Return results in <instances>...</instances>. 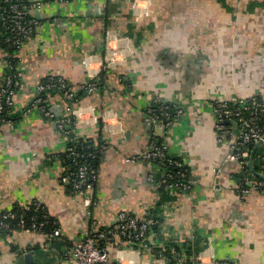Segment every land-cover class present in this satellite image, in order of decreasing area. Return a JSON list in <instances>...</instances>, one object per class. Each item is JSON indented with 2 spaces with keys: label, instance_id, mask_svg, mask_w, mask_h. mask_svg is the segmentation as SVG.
I'll return each instance as SVG.
<instances>
[{
  "label": "crops",
  "instance_id": "obj_1",
  "mask_svg": "<svg viewBox=\"0 0 264 264\" xmlns=\"http://www.w3.org/2000/svg\"><path fill=\"white\" fill-rule=\"evenodd\" d=\"M23 1L41 5L31 11L33 36L13 56L21 87L0 126V214L39 201L62 237L49 247L44 233L1 232L0 264H29L28 251L31 264H73L61 255L66 239L108 227L120 212L157 221L148 236L153 251L133 248L125 264H200L195 255L264 264V193L234 190L236 163L216 175L227 146L216 141L212 110L215 98L264 99V0ZM108 32L129 47L126 64L116 69H103ZM7 59L0 49V77ZM47 75L77 90L71 107L77 138L107 145L92 191L73 194L63 180L67 167L59 155L69 139L53 126L65 113L60 94H43L52 117L30 107ZM93 77L101 89L80 90ZM157 103L176 104L183 113L171 125L153 123L146 108ZM152 138L184 161L195 180L190 191L163 189L155 163L126 161ZM87 195L96 202L87 206ZM121 246L117 240L108 247L112 259Z\"/></svg>",
  "mask_w": 264,
  "mask_h": 264
},
{
  "label": "built area",
  "instance_id": "obj_2",
  "mask_svg": "<svg viewBox=\"0 0 264 264\" xmlns=\"http://www.w3.org/2000/svg\"><path fill=\"white\" fill-rule=\"evenodd\" d=\"M40 5V1L0 0V22L2 26L0 41L3 43L0 49L7 53L8 57L18 54L24 43L33 36L37 21L32 17L31 11ZM128 48L121 43L118 36L108 32L103 55V69H116L117 66L125 65L129 52ZM8 50L14 52L9 56ZM7 62V70L0 77V126L8 121V115L14 107L15 97L21 87L16 60L13 62L7 59ZM79 88L85 93L92 94L101 89V81L93 77V79L80 85ZM47 92L60 94L65 104V113L57 122L58 130L69 139V144L64 152L71 156L75 164L80 158H95V153L89 152L85 155L76 149V145L81 140L73 131L74 121L71 107L78 100L77 90L58 75H47L39 81L30 107L52 117L44 104L43 94ZM212 110L215 117L216 141L227 146L223 163L217 168L216 175H220L224 164L236 163L238 172L233 184L234 190L239 195H248L252 192L264 193V171L255 173L247 166L255 145L258 143L259 146L264 145V99L258 95L231 100L215 98L212 102ZM146 112L153 123H159L163 120L165 126L171 125L183 113L182 109L173 103H159L157 106L150 104L146 108ZM153 139L155 138H152L146 149L136 155L128 156L126 161L155 163L162 170L159 184L163 189L171 193L190 191L195 180L189 176L185 181H181V175H185V172L188 173L184 161L168 153L165 144H155ZM98 147L103 152L107 145L102 142ZM166 165L177 169L176 172L166 170L164 168ZM72 176L71 192L73 194L92 191L96 186L97 173L85 163L79 164ZM63 180L70 181L67 177H64ZM219 188V184L212 186L213 190ZM95 202V198L87 195L85 199L87 206ZM32 206L33 210L43 212L40 221L37 220L36 215L26 219L23 214L17 215L8 209L0 214V233L12 232L13 230L44 233L47 235V244L50 247L57 238L62 237L59 223L57 220L49 219V214L47 211L45 212V207L41 202L33 201ZM14 220L15 223H13ZM156 223L155 219H137L127 212H120L110 226L99 229L93 226L79 238L66 239L61 255L67 260H72L73 264H125L127 262L126 253L133 248L137 249V252L140 251L139 249L153 251V245L148 240V236L153 233L152 226ZM47 227L51 229L49 232L45 231ZM117 240L123 242V246L117 250L116 259H112L108 247ZM194 258L200 264H237L231 260L205 261L197 255ZM177 259L184 262L182 257L178 256Z\"/></svg>",
  "mask_w": 264,
  "mask_h": 264
},
{
  "label": "trees",
  "instance_id": "obj_3",
  "mask_svg": "<svg viewBox=\"0 0 264 264\" xmlns=\"http://www.w3.org/2000/svg\"><path fill=\"white\" fill-rule=\"evenodd\" d=\"M0 46H3L2 41H0ZM13 52L14 51L8 50V54L9 55H11ZM8 60L14 62L16 60V58L10 56V57H8ZM100 80H101V78H100ZM101 86H102V84H101ZM78 98H79V95H78ZM157 105H158V103L154 104V106H157ZM82 141L83 142L80 141V143L76 145V149L80 150L83 153H85V155L87 153H89V152L95 153L96 154L95 158H89V157L80 158L78 160V163L75 164V162L72 161L71 156L67 152L66 153L63 152V153H61L59 155L60 160L67 167V176L70 179V183L68 185V188L71 189V190H72V179H73L72 173L77 169V166L79 164L85 163L92 171L97 173V166H98L99 160H100V158L102 156V152L100 151V149L98 147V145L102 144L100 141L97 144H94L93 142H90L88 140H82ZM153 141H154L155 144H158V145L160 144L159 142L156 141V139H153ZM82 146H83V148H82ZM253 166H254L255 173H260V172L264 171V145L258 146L256 148V150L254 151V154H253ZM164 168L166 170H169V171L173 172V173H175L176 170H177L174 167L167 166V165ZM189 176L190 175L185 172V175H181V181H185ZM175 177H177L176 174H175ZM9 209L14 211L17 215L23 214L26 219H29L33 215H36V218H37L38 221H40V219H42L43 212L40 211V210H36V211L33 210L32 204H29L27 206L14 204ZM6 210H8V209H6ZM46 211H47V209L45 208V212ZM49 219H51L52 221L56 220L53 217H51L50 215H49ZM154 219L156 220V218H154ZM13 223H15V220L13 221ZM156 224H154L152 226L153 230L157 229L156 228L157 227ZM49 230H51L50 227H47L45 229L46 232H49ZM170 259H171V257L168 256V260H170ZM171 262H172V260L170 261V264H171ZM173 263H175V261H173Z\"/></svg>",
  "mask_w": 264,
  "mask_h": 264
},
{
  "label": "water",
  "instance_id": "obj_4",
  "mask_svg": "<svg viewBox=\"0 0 264 264\" xmlns=\"http://www.w3.org/2000/svg\"><path fill=\"white\" fill-rule=\"evenodd\" d=\"M57 122H58V121H55V122L53 123V126H54V127L57 126ZM258 146H259V143L255 145L254 149H253L252 152H251L250 158H249V160H248V162H247V166H248L252 171H254L253 166H252V156H253V153H254V151L256 150V148H257ZM33 252H34V251H28V252H26V253L24 254L25 260H26V262L29 263V264H31V260L33 259Z\"/></svg>",
  "mask_w": 264,
  "mask_h": 264
}]
</instances>
